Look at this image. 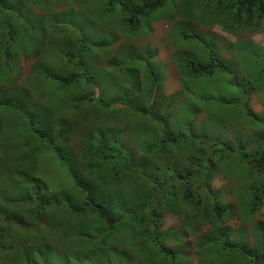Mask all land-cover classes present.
I'll return each mask as SVG.
<instances>
[{"label": "trees", "instance_id": "obj_1", "mask_svg": "<svg viewBox=\"0 0 264 264\" xmlns=\"http://www.w3.org/2000/svg\"><path fill=\"white\" fill-rule=\"evenodd\" d=\"M39 1L0 0V48L6 42L12 48L18 38L27 36L20 33V28H13L10 22L19 18L31 23L29 18L35 20L36 17L23 9L19 12V5L21 8L35 6ZM103 1L108 10L116 8L120 24L129 34L135 32L141 20L154 10L174 0ZM181 4L186 21L178 20L175 32L187 40L189 37L203 39L205 48L201 46V52L197 49L200 54L193 60L182 53L174 55L179 77L184 81L201 78L212 83L222 82L226 88L222 101H209L183 119L169 113L170 101L168 106L155 102L162 89L155 75L160 79L162 76L153 58L150 63L138 61L147 77L145 80L141 81L138 73L130 72L132 87L129 83L122 85L116 98L126 102L124 107L105 108L106 111L98 115L99 108L95 104L102 107L115 98L105 97V101L102 98L103 101L100 98L94 101L91 96L75 98L78 102L88 101L97 113L92 128L83 131L86 140L72 145V150L62 155L74 174L78 190L68 194L49 191L33 174L34 158L27 154L19 157V164L11 166L25 169L17 170L19 179L25 184L19 187L25 190L20 194L22 201L16 202H23L25 206L9 212L0 204V218L6 225V229L0 226V243L3 234L29 243L36 237L47 241L50 232L57 235L53 243L48 244L50 250L39 249L37 254L28 251L31 258L25 264H144L142 256L145 253L152 258L148 264H193L188 251L181 260L185 250L182 241L187 235H192L198 248L197 264L203 263L202 255L208 256L213 246L226 255H234V264H264V220L253 221L264 203V110L256 112L248 105L253 93H257L264 104V47L250 40L238 45L246 70V74L241 75L218 60L216 53L207 46L211 41L188 28L192 20L207 27L219 25L231 33L264 28V0H182ZM201 15L207 19L201 21ZM37 28L42 32V26ZM23 30L28 32L32 27L26 25ZM76 33L80 43L73 49L66 43L61 49L60 61L41 56L42 59L32 62V69L42 83L52 82L57 87L80 90L92 86L100 93L105 73L92 63L106 56L99 49L87 48L84 35L79 30ZM34 47H20V51L32 57ZM216 71L225 73L210 77ZM122 80L124 76L116 82ZM144 84L149 87L146 90H149L148 100L144 99L146 93L136 97ZM184 92L189 93L187 101L194 100L192 88H184ZM181 98L177 96L176 100ZM0 107L19 110L33 132L44 137L51 147L58 148L52 140L54 108L50 125L47 121L35 122L28 111L29 105L25 106L23 101L0 95ZM224 108L229 110L228 115ZM200 111L205 112L206 117L197 120ZM102 117L112 119L114 128L100 127ZM62 131L68 133L67 129ZM72 133L78 135L79 129ZM35 142L34 139V143L26 141L22 145L26 143L29 151ZM42 143V139L38 140V151L34 155L41 151L39 145ZM224 167L237 168L243 184H247L246 191L240 195L239 206L228 200L224 202L225 193L211 186ZM78 183L85 190L80 189ZM27 196L30 206L25 203ZM166 212L177 215L179 222L163 227ZM233 218L241 224L236 231L229 225ZM12 225L19 227L16 234L10 232ZM83 237L90 239L89 253L80 258L78 254L72 255L71 249ZM102 245L106 251L93 254V250ZM219 255L214 253L211 263Z\"/></svg>", "mask_w": 264, "mask_h": 264}, {"label": "rangeland", "instance_id": "obj_2", "mask_svg": "<svg viewBox=\"0 0 264 264\" xmlns=\"http://www.w3.org/2000/svg\"><path fill=\"white\" fill-rule=\"evenodd\" d=\"M181 1L174 0L154 10L149 17L141 20L135 32L129 34L126 33L127 28L120 27L116 8L108 10L103 0H40L35 6L24 5L21 8L19 5V12L23 9L30 15H34L36 19L34 20V17L29 18L31 23H24L19 18L10 22L13 28H20V33H26L27 36L23 35L24 37L18 38L12 48L9 47V42L2 44V48H0V95L13 98L18 102L23 101L25 106L28 104L29 109H27L32 118L35 122H41L42 124L47 121L51 125V111L54 108L52 140L58 148L51 147L50 143L43 139L44 137L40 138L37 133L33 132L28 126L25 115L19 113V110L11 111L0 107V204H3L4 210L14 212L20 210V206H24L23 202L20 204L16 202L21 200L22 196L20 194L25 190L24 187H19V185L25 184L19 179L17 170L25 169L19 166L12 168L11 166L14 163L19 164V157L25 154L34 158L32 162L33 174L47 186L49 191L68 194L78 190L75 185L74 174L63 158V156H66L63 152L71 151L72 145L76 146L77 142L82 143L86 140V134L83 131L92 128L93 123L97 121V113L95 106L88 103V101L81 100L78 102L74 99L79 95L82 97L91 96L94 101L99 100V98L100 101H105V97L115 98L106 101L109 103L102 105V107L92 101L97 109L99 108L98 115L103 114L102 111H106L105 108L119 109L124 107L126 102L116 97L122 91L123 84L129 83L128 85L132 87L130 85L132 78L130 72L138 73V78L141 81L147 78L143 75L140 62L145 64L148 61L150 63L153 58L155 68L162 76V79H160L159 75H155L162 87L155 102L158 105L168 106L170 101L168 112L174 113L181 119L190 116L194 109L209 101H222V97L226 94V88L222 86V82L216 83L214 81L212 83L201 78H191L184 81L179 77L174 55L182 53L186 58L193 60L195 56H199L200 47L205 48L203 39L199 41L189 37L187 40L175 32V23L178 20H181V22L186 21L182 15L184 5L181 4ZM206 19L204 15L200 16L201 21ZM1 23L0 19V25ZM33 23L36 26L33 27ZM26 25H30L32 30L24 31L23 26L26 27ZM37 26L43 27L42 32H38ZM188 28L211 41L207 46L216 53L218 60L231 70L238 71L241 75H245L246 70L243 68V55L238 45L250 40V43L264 47V28L231 33L221 29L219 25L207 27L193 20L189 21ZM76 30L81 31L84 35L83 41L87 48L99 49L100 51L103 47L111 49L107 57L104 59L97 57L99 61L92 63L93 67L96 69L99 67L105 73L101 78L100 93L98 89L92 86L88 88L84 86L80 90L70 87H57L52 82L42 83L39 81V75L34 74L32 69V62L37 61V58L42 59L41 56L46 55L50 59L53 57L54 62L55 59L60 61L62 57L61 49L65 48L66 43H68L66 46H72V49L75 48L80 43L77 40ZM32 45H35V54L29 59H25V54L20 51V47L31 48ZM36 49H38L37 52ZM100 51H97V53H100ZM150 53H152V56H146ZM63 71H65V68H63ZM220 73L225 72L216 71L210 77ZM123 76L124 80L117 83L116 81H120ZM133 86L137 87L134 84ZM147 88L149 87L144 84L137 91L136 97L137 95L143 97L146 93L144 99L148 100L149 90L146 92ZM184 88L194 90L192 94L194 95L193 101L186 100L189 93L184 92ZM125 95H127L126 92ZM177 96L182 97L181 100H176ZM248 105L256 112L264 110L263 101L257 93L252 94ZM223 111L225 115L230 113L225 108ZM218 113L221 114L222 112L218 111ZM205 117L206 113L203 111L197 114V120ZM101 120L100 127L114 128L115 123L112 119L102 117ZM77 128L79 134L74 135L72 132ZM63 129H67L68 133L63 132ZM33 138L36 142L28 151L26 143L24 145L22 143L26 141L34 143ZM41 139L43 141L39 145L41 151L34 155L33 153L38 151L36 148L38 140ZM133 145L135 144L133 143ZM27 165L28 162H26V167ZM243 182L241 171L237 168L224 167L214 177L211 186L219 193H225L224 202L228 200L239 206L241 205L240 195L246 191L247 186ZM29 186L32 187V183ZM78 186L80 189L85 190L79 183ZM25 203L30 206L29 196L25 198ZM186 212L189 213L190 210H186ZM258 218L264 220V203L260 213L253 218V221L258 220ZM177 222H179L177 215L171 212L165 213L163 227L166 228ZM4 224L5 222L0 218V226L2 227ZM229 225L231 229L236 231L241 224L238 219L233 218L230 220ZM12 226L10 232L16 234L19 229L15 225ZM249 226L250 223L247 224V228ZM27 234H30V232H27ZM56 236V233L50 232L46 236L47 241L41 237H36L29 243L20 241L19 237L3 234L0 243V264H25L31 258L28 251L37 254L39 249L50 250L49 245L53 243ZM96 240L100 241V238L96 237ZM89 243L90 239L83 237L71 249L72 255L78 254L80 258L86 257L89 253ZM182 243L183 245H180L185 250L182 252L181 257L183 259L181 260L185 259L186 251H188L189 259L193 264H197L200 257L192 235H187L186 240H183ZM105 251L106 247L102 245L93 250V254H101ZM214 253L220 255L217 256L215 262L211 263V257ZM202 256V264H234L236 259L234 255H226L215 246H213L208 256L205 254ZM142 258L144 264H148L152 260L151 255L147 253Z\"/></svg>", "mask_w": 264, "mask_h": 264}, {"label": "clouds", "instance_id": "obj_3", "mask_svg": "<svg viewBox=\"0 0 264 264\" xmlns=\"http://www.w3.org/2000/svg\"><path fill=\"white\" fill-rule=\"evenodd\" d=\"M122 27V25L120 26ZM111 51V49L109 47H103L102 48V52L105 54V56L107 57L109 55V52ZM34 55V54H33ZM31 57V56H30ZM30 57L24 56L25 59H29ZM23 205L25 206V204L23 203ZM4 229H6V225L4 224ZM19 229V227H18Z\"/></svg>", "mask_w": 264, "mask_h": 264}]
</instances>
